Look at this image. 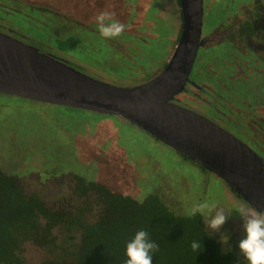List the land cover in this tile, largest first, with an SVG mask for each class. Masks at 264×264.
Returning a JSON list of instances; mask_svg holds the SVG:
<instances>
[{
  "label": "flooded vegetation",
  "instance_id": "flooded-vegetation-1",
  "mask_svg": "<svg viewBox=\"0 0 264 264\" xmlns=\"http://www.w3.org/2000/svg\"><path fill=\"white\" fill-rule=\"evenodd\" d=\"M171 1L173 3L171 16L173 15L177 25L172 52L180 34L182 20L179 0ZM123 4V0H95L94 4L90 3V0H0V32L29 43L40 52L86 74L91 70L80 63L71 61L66 53L56 51L59 56L56 55L49 46L51 42L57 39L59 41L60 38L64 40L65 35L70 37L75 30H81L98 36L111 52L115 53L116 66H119L115 67L116 69L124 67L136 76L143 73L147 66H129L126 61L132 60V56L142 52L137 41L146 42L147 38L146 35L136 31L137 25L128 22V7ZM102 10L114 11L115 19L125 25V30L119 37L106 39L99 33L94 17ZM166 14L162 9L155 8L151 18L161 20ZM208 16L212 19L206 24L205 20ZM15 19H21L23 26L27 27L28 24V30L20 31V28L16 27L18 23L14 21ZM36 36L39 38L36 39ZM167 59L148 79L127 86H135L152 79L162 70ZM168 102L195 113L227 132L250 149L264 165V0H201V25L195 55L182 88ZM134 126L152 140L164 145L140 127ZM166 147L180 160L199 168L206 176L212 175L220 179L186 156ZM157 167L158 164L153 162L150 169L152 175L156 176L147 194L154 195L158 201L180 215H187L194 203L202 202L200 199L203 195L188 196L192 189L182 173L175 177L172 170H165L162 173L163 170ZM11 173L17 177L26 192L37 193L46 206L69 207L74 210V213L78 208L79 214L84 216L92 214L96 217L98 214L100 209L98 194L93 193V190L86 191L91 204L85 205L78 194L75 179L71 185L63 182V186H59V189L55 191L54 186L48 185L49 188H53L51 190L46 188L48 178H45L43 182H39L37 177L32 180L33 182L27 178L26 185L23 176L19 178L16 173ZM130 173L135 175L136 171L133 169ZM56 177L60 179L59 176ZM220 181L238 202L252 207L223 180L220 179ZM95 183H103L108 188L118 191L110 183ZM217 204L225 214L230 212V219L222 229L229 236L232 249L230 253L239 263L246 264L238 248V242L244 232L241 222H237L241 219H237V215H231V209ZM197 215L203 222L206 232L209 217ZM207 235L223 249L219 242V234L207 233ZM38 263L39 261L36 264Z\"/></svg>",
  "mask_w": 264,
  "mask_h": 264
},
{
  "label": "rangeland",
  "instance_id": "rangeland-1",
  "mask_svg": "<svg viewBox=\"0 0 264 264\" xmlns=\"http://www.w3.org/2000/svg\"><path fill=\"white\" fill-rule=\"evenodd\" d=\"M123 3L128 7V22L137 25L136 31L147 38L146 42L137 41L142 52L126 63L147 66L143 73L133 76L124 67L116 69L119 66L115 53L98 36L81 30H75L70 37L65 35L64 40L48 43L50 49L58 56L60 52L66 53L71 61L91 70L86 75L112 85L127 86L148 79L168 58L174 43L177 25L171 16L173 3L171 0H123ZM155 8L167 13L164 19L151 18ZM211 19L208 16L205 23ZM14 21L20 31L28 30V24L23 26L21 19ZM153 162L162 173L169 169L175 177L182 173L192 189L190 197L203 195L200 201H215L231 209V215H237V219L240 216L234 208L247 206L229 194L220 179L206 176L196 166L180 160L166 146L120 117L0 94V169L14 172L19 178L23 176L26 185L27 178L32 181L37 177L39 182L48 178L46 188L56 191L63 182L71 185L79 176L86 181L110 183L118 191L141 199L150 192L156 176L150 169ZM133 169L135 175L130 173ZM237 222L242 225V220ZM243 236L244 232L241 239ZM25 253L32 264L43 258L42 252L34 247H27Z\"/></svg>",
  "mask_w": 264,
  "mask_h": 264
},
{
  "label": "water",
  "instance_id": "water-1",
  "mask_svg": "<svg viewBox=\"0 0 264 264\" xmlns=\"http://www.w3.org/2000/svg\"><path fill=\"white\" fill-rule=\"evenodd\" d=\"M181 30L162 70L116 86L0 32V94L115 115L212 172L247 204L264 210V165L216 125L168 100L182 88L198 45L201 0H179Z\"/></svg>",
  "mask_w": 264,
  "mask_h": 264
},
{
  "label": "trees",
  "instance_id": "trees-1",
  "mask_svg": "<svg viewBox=\"0 0 264 264\" xmlns=\"http://www.w3.org/2000/svg\"><path fill=\"white\" fill-rule=\"evenodd\" d=\"M75 183L85 205L91 204L86 191L98 194L96 217L46 206L0 169V264H32L27 247L42 252L38 264H125L126 243L139 229L159 245L153 264H241L207 235L198 215L177 214L152 194L138 199L79 176ZM200 239L203 250L194 253L190 243Z\"/></svg>",
  "mask_w": 264,
  "mask_h": 264
},
{
  "label": "clouds",
  "instance_id": "clouds-1",
  "mask_svg": "<svg viewBox=\"0 0 264 264\" xmlns=\"http://www.w3.org/2000/svg\"><path fill=\"white\" fill-rule=\"evenodd\" d=\"M90 3L94 4L95 0H90ZM115 15L114 11L102 10L94 17L99 33L106 39L119 37L125 30V25L115 19ZM234 210L242 220L244 231L243 238L238 242L239 252L246 264H264V210H258L254 206H237ZM197 214L209 217L206 232L210 235L219 234L223 252H230L229 236L222 231L230 219V212L225 214L215 201L205 200L194 203L187 212L189 217ZM190 247L194 253L202 251L201 239L193 240ZM158 250L159 245L149 238V233L139 229L126 243L125 264H153V254Z\"/></svg>",
  "mask_w": 264,
  "mask_h": 264
}]
</instances>
